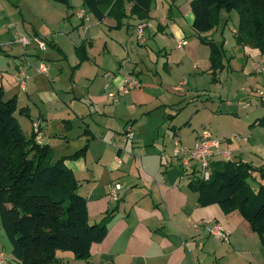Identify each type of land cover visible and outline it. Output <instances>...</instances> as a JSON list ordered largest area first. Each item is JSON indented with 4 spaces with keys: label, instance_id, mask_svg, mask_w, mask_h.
<instances>
[{
    "label": "crops",
    "instance_id": "0c3cea01",
    "mask_svg": "<svg viewBox=\"0 0 264 264\" xmlns=\"http://www.w3.org/2000/svg\"><path fill=\"white\" fill-rule=\"evenodd\" d=\"M190 1L153 0L146 19L128 16L122 21V25L117 27V22L112 17H105L102 22L93 18L94 21L88 20L89 24L85 26L88 35L86 40L92 44L90 50L85 49L87 60L96 64L95 77L99 71L106 70L103 74L104 84L100 88L97 85L93 86L97 82L95 79L86 91L85 98L81 97L87 107V116L93 119L84 130L85 142L79 148L67 142L65 146H61L66 149L57 157H69L86 146L83 156L75 159L66 158L63 164L72 171L79 184L78 192L86 199L88 221L90 224H97L110 211L113 209L115 211L108 221L105 238L91 247L88 259L76 260L71 254V256L62 254L58 257L56 253L59 264H264V245L238 211L225 214L218 205L201 207L197 204V195L188 188V170H184L180 166V161L172 155L176 133L167 131L161 143L157 137L158 124L162 118L168 120L170 115V113L162 115L161 108L172 109L173 105L180 103L179 98L185 96L182 89L189 85V79L197 78V75L207 77L210 72L209 49L201 44L191 27L193 15ZM81 4V2L78 4L77 0H68V7L50 0H0V15L10 14L12 17L19 11L21 15L19 22L25 23L23 13H32L34 16L43 14L47 21L54 17L68 18L70 13L79 22L78 25L84 27L87 21L84 22L77 17L83 9ZM77 5L80 7L76 9ZM130 8L131 3H126L127 14ZM228 18L230 14L226 18L222 13L221 22L224 19L227 21ZM43 19L40 17V20ZM9 22L12 24L6 22L4 24L7 34L17 24L14 17ZM142 22L146 24L145 44L141 46L145 49L134 50L128 46L130 41L128 35L134 37L132 43H135V28ZM29 27L30 37L41 38L49 50L53 49L58 53V58L62 56V59L66 60L64 44L68 43L67 40L64 39L57 45L53 39L49 41L45 37L48 33H37V29L31 23ZM216 29L201 36L216 43L223 41L225 48L228 42L220 36L224 31L222 30L219 35ZM235 32L236 29L231 31L233 35ZM151 34L155 35L154 39L162 37L163 45L158 46L156 42L154 48L156 51L147 46ZM69 40L72 46L78 45L72 39ZM180 41L184 44L177 48ZM95 44L96 48L93 47ZM5 45L14 47V42L10 39ZM3 46L0 45V50ZM246 48L248 47H242L245 50ZM22 49V55L16 58L14 70L6 72L5 67L0 64V84L6 98L16 97L11 92L17 89L21 91L17 85L20 68L28 76L25 93L27 83L30 81L33 83L39 76L35 70H28L29 56H34L36 63H43L41 61L43 58L50 59V55L53 54L49 53L48 49L40 51L34 44ZM30 49H33L34 53H29ZM7 55L4 54L3 57L6 58ZM188 58L193 64L192 76L186 70L184 60ZM261 61L262 56L252 63L251 73L259 75L264 73L255 71L257 62ZM113 62L116 64L113 65ZM225 71L222 69L217 72L215 78L217 83L214 86H219L218 78ZM31 72L36 74L35 77L31 76ZM107 72L112 74L111 80H107L109 78ZM247 72L249 71L244 72V78L247 81L252 80V77L247 78L248 75L245 74ZM151 73L154 75L151 76ZM128 74L138 80L140 87L126 95L118 94V88L124 76ZM182 79L185 81L180 82ZM255 81L259 83L258 80ZM253 91L260 98L259 105L253 109L249 103H243L240 107L239 103L223 101L220 96L216 98L218 103L220 102L217 111L222 108L221 114L239 117L231 130L216 128L215 135L212 131L210 133L214 138L222 140L220 148L230 152L232 161L243 162L254 168L248 183L256 190L259 186H264V176L260 177L257 171L262 169L264 172V128L257 124V120L264 116V93L260 87ZM110 93L117 95V101L108 96ZM23 112L29 118L30 114L36 116L37 113L40 124L37 139L40 140L36 141L52 147L50 144L55 143L54 137L58 136L53 133L54 128H50L49 121L41 119V110L31 111L27 107ZM62 121L64 125H69L68 120ZM126 126L133 129L134 139L128 141L120 150L114 147V144H118ZM168 127L173 129L171 126ZM200 131L201 129L195 131L192 143L184 146L191 148ZM32 132L33 130L31 135ZM232 136H237L238 139ZM73 149L74 152L71 151ZM216 161L225 160L218 158L212 162ZM115 184H119L121 188L117 194L118 199L113 201L109 198V190ZM212 222L219 223L228 233V242L223 243L207 235L201 227L196 229L193 227L195 224Z\"/></svg>",
    "mask_w": 264,
    "mask_h": 264
},
{
    "label": "trees",
    "instance_id": "16d2710c",
    "mask_svg": "<svg viewBox=\"0 0 264 264\" xmlns=\"http://www.w3.org/2000/svg\"><path fill=\"white\" fill-rule=\"evenodd\" d=\"M68 7V0H50ZM83 9L102 22L112 17L117 27L128 17L146 19L152 0H81ZM131 3L127 14L125 4ZM192 29L201 43L209 46L210 71L216 78L223 69L224 42L216 43L202 34L220 26L222 13L237 11V43L264 53V0H191ZM51 44V43H50ZM53 46V45H52ZM80 62L87 60L85 48H76ZM16 97L6 98L0 84V222L11 245V256L19 264H59L58 251L86 260L91 247L107 234L114 209L97 224H90L86 199L79 184L63 162L84 155L86 146L69 157L52 163V149L26 138L17 122ZM20 113H24L20 110ZM264 128V116L257 120ZM211 175L203 181L191 178L188 188L201 207L218 205L223 213L238 211L264 245V186L252 189L248 183L254 168L243 162L210 163ZM260 177L262 169L257 170Z\"/></svg>",
    "mask_w": 264,
    "mask_h": 264
},
{
    "label": "rangeland",
    "instance_id": "374dc122",
    "mask_svg": "<svg viewBox=\"0 0 264 264\" xmlns=\"http://www.w3.org/2000/svg\"><path fill=\"white\" fill-rule=\"evenodd\" d=\"M77 2L80 4L81 0H77ZM78 7H80V5L75 6L76 9ZM82 11L84 14L88 15L89 21H94V17H92L87 10L82 9ZM31 14L32 13H23V15H25V23L19 22V20L21 21L19 11L13 14L12 17L15 18L18 25L16 24V27H12V29L9 30V34L6 33L4 24L5 22L12 24V22H9L12 17L10 14L6 16L4 14L0 15V45H4L0 50V64L2 67H5L4 71L6 72L14 70L16 65L15 63L17 62L16 58L22 55L23 50L22 46L16 41L17 34L21 33L26 37H30V23L37 29V33H48L45 37H47L49 41L53 39L57 45H60L64 39L68 41L67 44H64L66 60H63L62 56L58 58V53L55 50H49L47 48L49 53L51 52L53 54L50 55V59L43 58V60H41L47 68L46 74L41 75V73H38L39 76L33 83L31 81V83H27L28 94L25 93L24 90L20 91L18 89L15 92H11V94L16 95L19 110L15 116L17 117V122L26 138L31 136L33 121L38 122L39 119H37V113L36 116H32V114L29 113L31 115V118H29L27 114L20 113L21 109L23 110L27 107L30 108L31 111L40 109L42 115L41 119L49 121L50 128H54L53 133H55L58 137L55 136V143H51L50 145L52 146V163H55L58 158H60L57 157L59 156V153L66 149V147L63 149L61 146H65L64 144H67L68 142L69 145H77L76 147L79 148L85 142L86 136L84 134V130L88 127V124L93 121V119L87 116V107L82 101V98H85L84 96L86 91L95 79L97 82H95L93 86L97 85L99 88L103 86V74L106 70L103 69V72L99 71L98 75L95 77V74L97 73L95 62H88V60L80 62L76 54L77 47L83 46L87 51L92 47V44L86 40L88 35H86L85 28L89 24V21L83 25L84 27H81L80 24L78 25L79 22L71 16L70 13H68V18L66 17L63 19L61 17H54L52 19H48L50 21H47L46 16L43 14L39 16H34L32 14L35 17V20L32 18L33 16ZM224 15L226 18L229 16V14L226 15L225 13ZM40 17H43L44 19L40 20ZM238 23L239 17L237 11H232L230 13V18H228L227 21L224 19L221 25L216 29L218 34L222 32V30L224 31L222 35H219L228 42V45L225 46L226 52L222 62L223 69L226 71L218 78L220 81L219 86H214L217 83V79H214L211 71L207 77H199L200 75H197V78L192 77V79H189V85L182 89V92H185V96L179 98L180 103L178 102L173 105L172 109L170 107L161 108L160 112L162 115H164V113H170V115L168 116V120L166 118H162L161 122L158 124L157 137L160 140V143L165 136L164 133L167 134V131L172 134L175 132L176 139H179L183 145L188 146L192 143L195 131L200 129L212 131L213 134L215 133L216 128L225 131L231 130L234 127L235 120L239 116L221 114L220 110L222 108L217 111V105H219L220 102L218 103V99L216 98H219V96L223 101L227 100L234 102L235 104L239 103L240 107L243 103L251 104L252 109L259 105L260 98L253 90L260 87V90L264 93V73L260 75L254 74L251 73L250 70L252 68V63L257 61L260 56L263 57L264 61V53L261 54L258 49L249 45L237 43L235 39L236 35H233L231 31L233 29H237ZM46 30H48V32H44ZM129 37V47H132L134 50H138L140 48L145 49L144 47H141L142 45H139L136 42V44L132 43L134 41L133 36L128 35V38ZM69 38L75 41L78 45L72 46ZM154 38L155 35L153 34L148 37L147 46L156 51L154 49L156 42L158 43V46L163 45V42L161 41L162 37H158L156 39ZM10 39L14 42V47H8L5 45ZM201 44L205 45L209 49L208 45L203 43ZM93 47L96 48V44ZM242 47L248 48L245 50L242 49ZM154 51L151 52L153 53ZM31 52L34 53L33 49L29 50V53ZM4 54H8L6 58L3 57ZM256 54L257 56H255ZM153 56H155V54ZM152 61L153 63L149 62L151 63V66L154 65L153 57ZM184 61H186V70L189 71L192 76L193 64L191 60L188 58ZM40 63L35 62L34 56H29L27 58L28 70H35L37 72V68L40 66ZM115 64L116 63L113 62V65ZM246 71H249L245 73L248 75L247 78L252 77V80L249 79L247 81L244 78V72ZM107 73H109V78L107 80H111L112 74L110 72ZM35 75L36 74L31 72V76L35 77ZM152 75H154V73H151V76ZM184 77H187V75H184ZM255 80H258L259 83ZM182 81H185V79L180 80V82ZM30 84H32L31 87ZM67 112L68 114H66ZM245 112L246 111H244V113ZM33 117H35V119ZM63 119L68 120L69 125H64L62 121ZM168 126L173 127V129ZM51 139L53 140V136ZM74 149L71 151L74 152ZM248 180L250 181L251 177ZM261 248L263 249L262 245ZM57 253L58 257H61L62 254L71 256L69 252L58 251ZM0 254H3L5 258L4 264H19L11 256V245L2 230L1 222Z\"/></svg>",
    "mask_w": 264,
    "mask_h": 264
},
{
    "label": "built area",
    "instance_id": "2783aa9c",
    "mask_svg": "<svg viewBox=\"0 0 264 264\" xmlns=\"http://www.w3.org/2000/svg\"><path fill=\"white\" fill-rule=\"evenodd\" d=\"M78 19L83 20L84 22L88 21L89 18L84 12L81 10L77 15ZM146 28V24L144 22L139 23L135 28V38L136 42L139 45L145 44V37L144 31ZM17 34V33H16ZM15 34V35H16ZM17 43H19L22 48H26L32 44H34L40 51H45L47 49V44L41 38L38 37H26L23 34H17L16 38ZM184 43L182 41L178 42L177 48L182 47ZM255 71L257 73L264 72V65L263 61L259 62L255 66ZM37 72L41 74H46L47 68L46 66L41 63L40 66L37 68ZM28 76L24 72L22 68H20L18 75H17V85L21 90L25 89L26 80ZM140 87V83L138 80L128 74L124 76L123 82L121 86L118 88V94L126 95L131 90L137 89ZM110 98H114L117 101V95L114 93H110L108 95ZM33 133L37 136L40 132V124L39 122H33ZM232 138L238 139L237 136H232ZM134 139V132L130 126H126L121 133V138L118 144H114V147L117 149H123L124 145L128 141H132ZM221 141L218 138H214L210 131L206 129H202L191 148H187L184 146L179 139L173 140L172 145V155L174 158L180 161V166L184 170H188V180L191 178H198L203 181H207L211 175V167L210 163L215 159H223L225 161L231 160V154L229 151H223L221 146ZM120 185L115 184L109 190V198L113 201L118 199V191L120 190ZM195 229L197 227H201L207 235L216 238L222 242H228L229 235L228 233L222 228V226L217 222L212 223H202V224H195L193 226ZM5 258L3 254H0V264H4Z\"/></svg>",
    "mask_w": 264,
    "mask_h": 264
}]
</instances>
